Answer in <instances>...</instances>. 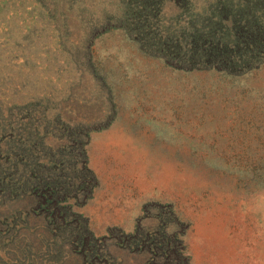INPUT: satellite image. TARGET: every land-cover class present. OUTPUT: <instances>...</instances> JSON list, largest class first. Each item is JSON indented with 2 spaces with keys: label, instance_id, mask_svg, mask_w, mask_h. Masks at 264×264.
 Returning <instances> with one entry per match:
<instances>
[{
  "label": "rangeland",
  "instance_id": "374dc122",
  "mask_svg": "<svg viewBox=\"0 0 264 264\" xmlns=\"http://www.w3.org/2000/svg\"><path fill=\"white\" fill-rule=\"evenodd\" d=\"M257 21L264 0H0V264H264Z\"/></svg>",
  "mask_w": 264,
  "mask_h": 264
},
{
  "label": "trees",
  "instance_id": "16d2710c",
  "mask_svg": "<svg viewBox=\"0 0 264 264\" xmlns=\"http://www.w3.org/2000/svg\"><path fill=\"white\" fill-rule=\"evenodd\" d=\"M257 2H258V0H256ZM262 1V0H261ZM150 3V2H149ZM256 24H259L258 26H259V32H257L256 33V29H252V32L251 33H253V34H250V35H247V36H252V35H256L257 37V41L259 42V46H260V48H262V49H264L263 48V45H264V22L263 23H261V22H256ZM247 36H246V39H247ZM224 46H226V43H224ZM258 47V45H256L255 43H252V42H244V46H243V48L246 50V51H248L251 55H253L254 53H252V51L255 49V48H257ZM226 48H228V47H226ZM229 49V52L228 51H226L225 49L223 50V49H221L220 47H217V49H216V52H213L212 51V49H210L209 50V52L207 53V55L208 56H214V61H216V59H219V58H222L223 57V55H224V57L226 56V55H228L229 56V58H227V59H233L234 58V54H235V52H234V54H233V52H232V50L230 49V48H228ZM256 50V49H255ZM242 55L244 56L245 55V53L243 54L242 53ZM254 57H256V54H254ZM248 61V64L247 65H249V60H247ZM246 61V62H247ZM49 191V190H48ZM47 199H49L50 200V202H49V204H50V207L48 206V212L52 215V217H53V219H55V217L57 218V217H60V218H64V219H62V220H68V216H67V213H66V211H63V207H62V200H59V198H52L51 196H48V198ZM61 206V209H59L58 208V206ZM66 208H68V206H65ZM51 209H52V212H51Z\"/></svg>",
  "mask_w": 264,
  "mask_h": 264
}]
</instances>
